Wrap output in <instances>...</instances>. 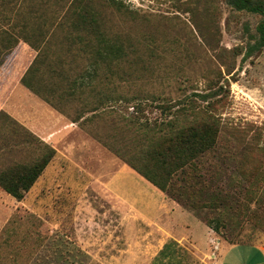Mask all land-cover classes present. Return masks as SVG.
Listing matches in <instances>:
<instances>
[{
	"label": "rangeland",
	"instance_id": "1",
	"mask_svg": "<svg viewBox=\"0 0 264 264\" xmlns=\"http://www.w3.org/2000/svg\"><path fill=\"white\" fill-rule=\"evenodd\" d=\"M55 1L51 0V5ZM116 1L121 4V10L110 7L107 0L91 2L100 12L101 29L132 51L126 60L114 63V75L104 74L106 64L100 60L98 79L91 87L74 89L60 85L58 88L48 80L44 84L48 88H43L42 95H35L39 105L22 106L17 90L25 86L21 78L29 68L30 59L33 63L39 52L19 38L0 68V110L4 108L11 114V120L23 118L31 125L34 117L35 122L44 125L50 123L44 117L54 112L56 119L50 124L57 131L83 117L76 122L78 128L74 132L57 142L64 156L57 152L50 168L23 200L17 216L0 219V264H102L86 255L79 242L87 250L98 248L100 251L103 242L104 247L109 244L111 251L113 233L123 247L126 242L123 238L127 236L122 230L131 227L143 231L145 215L156 212V201L173 200L141 178L96 137H101L114 150L130 154L142 145L136 132L143 135L146 124L154 128L157 123L160 129L162 122L166 124L170 119L160 106L190 96L204 106L203 100L195 95L210 92L211 77L220 78L229 92L218 111L224 125L221 146L202 165L207 171H213L210 174L214 179L201 171V180L211 181L216 191L210 196L205 193L201 200L221 202L220 189L225 184L228 186L223 187L231 193L229 214L223 216L225 229L218 234L208 226L202 218L206 210H199L196 215L174 202L187 212L188 218L203 222L219 240L229 242L226 235H230L237 242L264 247V50L249 49L260 38L257 28L263 17L237 11L229 0ZM68 8L69 4L64 11L52 7L45 16L60 21ZM64 33L57 30L52 45H58L50 46L52 52L56 51L72 65L74 78L91 68L77 54L80 44L61 43ZM247 52L249 57H245ZM58 55H52L51 59L57 61ZM43 95L51 98L56 108ZM93 108L97 109L96 113L91 112ZM132 115L138 120H133ZM130 119L133 124L129 123ZM20 139L15 125L2 116L0 169L39 158L44 153L41 149L16 146ZM119 170L122 183L130 184L133 179L131 187L117 185L114 176ZM149 201L152 212L147 207ZM174 217L176 221L182 215L176 212ZM130 222V227L123 226ZM195 235L203 238L205 232L196 231ZM135 240L139 239L135 236ZM193 248L206 261L212 260L209 255L213 250L206 248L210 252L202 254L199 246ZM177 251L172 264L197 261L189 254L190 249L182 247ZM201 263L198 259V264Z\"/></svg>",
	"mask_w": 264,
	"mask_h": 264
},
{
	"label": "trees",
	"instance_id": "2",
	"mask_svg": "<svg viewBox=\"0 0 264 264\" xmlns=\"http://www.w3.org/2000/svg\"><path fill=\"white\" fill-rule=\"evenodd\" d=\"M70 1L56 0L51 5V0H0V68L17 46L18 39L23 38L39 54L21 78V83L37 95H42L43 88H48L44 85L48 80L56 83L58 88L60 85L74 89L77 86L91 87V84L98 79L100 60L106 64L104 74L112 76L116 73L114 63L126 60L132 53L101 29L100 12L91 4L92 0H72L71 3ZM107 1L110 7L121 10V4L118 1ZM229 1L237 11H247L263 17L257 28L260 38L257 44L249 49L250 51L264 50V0ZM68 4V11L60 21L45 16V12L52 7L64 11ZM57 30L65 32L62 44L81 45L77 54L88 61V67L91 70H85L84 74L72 78L71 72L74 71L72 65L60 58L55 50L52 52V46L58 45H52ZM248 53L250 52H247L245 57H249ZM52 55H58V60L53 61ZM86 81L89 83L87 84ZM224 81L228 82V79L224 78ZM208 83L209 93L195 95L203 100L204 106L198 104L197 100L191 96L160 106L162 113L166 116L169 114L170 119L166 124L162 122L160 129H157L158 124L154 123V128H148L149 124H146L143 135L136 132L139 136L137 139L142 145L128 155L122 154L116 148L114 150L101 137L96 138L169 199L182 204L196 215L199 210H206L202 218L219 234L226 227L223 216L229 214L231 193L228 194V190L223 189L228 187L225 184L222 189L218 188L221 192V202L216 203L214 199L211 202H202L201 196L205 193L212 195L216 188L211 181L206 183L201 179L202 172H208L207 175L212 179L215 177L210 174L213 171H207L202 165L206 159L214 156L221 146L224 125L222 115L218 111L219 107L225 104L229 89H226L220 78L214 80L211 77ZM43 99L56 108L51 98L44 96ZM176 108L177 110L174 111L173 109ZM96 111V108L91 110L92 113ZM2 116L17 127L21 136L20 144L41 149L44 152L39 158L13 163L0 169V188L18 201H23L54 160L57 152L17 121L11 120L10 116L3 112L0 118ZM172 116L174 118H171ZM82 118L78 117V120L73 122H79ZM132 118L138 120L136 115H132ZM131 120L129 123L133 124ZM140 129L142 132L143 128ZM219 211H223L224 214H220ZM198 217L201 216L198 215ZM226 238L233 245L248 244L237 242L238 240L230 235H226Z\"/></svg>",
	"mask_w": 264,
	"mask_h": 264
},
{
	"label": "crops",
	"instance_id": "3",
	"mask_svg": "<svg viewBox=\"0 0 264 264\" xmlns=\"http://www.w3.org/2000/svg\"><path fill=\"white\" fill-rule=\"evenodd\" d=\"M32 61L33 59L32 60L30 59L29 66L32 64ZM24 87H21L17 90L18 93L17 95L20 96L19 99L21 105L24 106L27 103L28 104L34 103L36 105H39V100L35 96L37 94L33 92L27 93L24 90L25 89ZM8 97L9 96H7L5 100ZM2 111H4L5 114L7 113L9 116H11V114L5 111L4 108L0 110V114L2 113ZM45 119L47 121H50V123H52V120L56 119L55 113L52 112V116H46L44 117V120ZM16 120L20 125H22L30 132H32L34 135L39 137L43 142L54 148L56 152L59 153V155L60 154L63 155V154L61 150H59V148L57 147V142L62 138L63 139L66 138L67 133L74 132L78 128L77 124L73 121H71V124L69 126L67 127L64 126L63 128L56 131V129L51 128L52 125L49 122L44 125L42 123L38 124V122L34 121L35 120L34 117L31 119V125H29V122L25 121V119L23 118H16L15 121ZM43 130H45L46 133H43ZM17 145L22 146L23 144H20L19 142L18 144H16V146ZM26 147H30V146H26ZM18 162H24V161H18ZM49 168L47 167V169ZM45 172L40 177V179H42ZM125 175L127 176V174ZM121 177H122V171L119 170L117 173H115L114 176V180L117 181V185L123 184L126 185V187H128L131 184V182H133V179H131L130 184L122 183L120 181ZM128 177L132 178L129 174ZM36 185L34 187H36ZM34 187L32 189H34ZM160 193L164 194L162 192ZM156 202L158 204H156L157 208L155 209V211L156 212L159 211L163 213H161L160 215L155 214L156 212L153 213L152 212L153 206H151L149 201L147 207L149 211H151L152 213L150 215H145L146 219L143 221L145 225L144 227L145 229L143 231L131 228L130 227L132 224L131 222L128 224H123L124 227H130L129 229L127 228L125 230H122V234H124V236H127V238H123L126 239L125 244L122 245L123 247L120 246V244H122L121 242H119L120 240L115 239L116 238L115 233H113L114 237L111 240V246H112L111 251H109L110 248L108 246L109 244L107 245V247H104L103 242H101V249H102L101 251L98 248L94 250H89V249L87 250V248H85L82 245V242H79L80 247L83 248L86 255L91 256L94 259H97L102 264H172L173 260H175L174 254L178 252L177 250L181 249L182 247H184L186 250L188 249L191 250L189 254L193 256V258L195 257L197 259V261H195V264L196 263L198 264V259H201L202 261L201 264H264V247H262L261 245H254V244L233 245L227 242L226 240H219L215 236L213 231L210 230L207 226H205L203 222L197 219L195 220L193 218H188L187 212H184L182 209H180L179 205L174 201H169L164 203L161 201H156ZM23 205H24L23 201H18L13 196H11L6 191L0 188V219L6 216L7 217L11 216L12 218L15 214L17 216L19 212V207H23ZM176 212H179L180 215H182V217L175 221L174 216ZM156 217H158V219H156ZM195 226L196 228H198L196 231L205 232V236L203 238H199L197 235H195L196 233V231L194 230L196 229ZM135 236L139 240H135ZM198 243L199 245H197ZM211 244L214 245L213 249L211 247ZM191 245L197 248L199 246L200 249L202 250L200 249L198 250H200L202 254H207L210 252V251L209 252L206 251V248H209V250L211 251L213 250L212 254L209 255L212 258V260L206 261V259H204L203 257H201L200 254H198L197 249H194L193 247H191ZM157 259L159 260L157 261V263H155Z\"/></svg>",
	"mask_w": 264,
	"mask_h": 264
}]
</instances>
